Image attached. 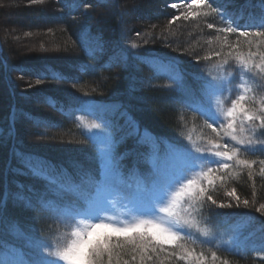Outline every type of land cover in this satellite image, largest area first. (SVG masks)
<instances>
[{"label": "trees", "instance_id": "1", "mask_svg": "<svg viewBox=\"0 0 264 264\" xmlns=\"http://www.w3.org/2000/svg\"><path fill=\"white\" fill-rule=\"evenodd\" d=\"M130 1L43 0L24 8V17H42L37 35L60 46L55 55L24 54L0 35V248L10 243L7 234L14 226L31 237L56 243L50 235L51 223H55L50 202L56 203L57 196L73 198V189H63L98 174V147L79 123L88 114L87 106L93 107L112 133L119 170L144 177L147 144L141 142V131L176 145H183L181 138L192 128L202 138L221 139L203 123L191 101L209 85L212 70L227 63L235 74L229 86H233L237 112L234 121L227 120L237 130L250 123L259 142H264L260 121L241 119L247 111L264 115V35H259L264 33V0H227L245 6L239 27L223 20L225 0H203L210 12L205 15L206 30L192 28L190 22L195 20L167 5L188 0H152L150 8H142L143 0ZM133 5L137 11L140 8L137 15L145 13L142 20L127 16L125 20V11L132 16ZM47 16L52 19L45 20ZM41 45L45 49V43ZM249 53H255L263 64L261 70L253 66L256 74L245 75L246 83L237 78L234 64ZM168 63L174 65L178 77L160 70ZM37 80L43 82L36 84ZM240 82L246 88L234 98ZM24 124L29 125L27 134ZM238 159L209 171L211 179L195 192V212L214 226L248 222L257 237L252 242L262 247L264 150H242ZM230 192L234 196L224 198ZM181 238L190 251L186 254L193 256L180 250L182 240L152 249L124 236L115 239L108 251V246L99 248L93 264H264V256L254 250H230L194 239L198 235ZM193 257L198 261L189 259Z\"/></svg>", "mask_w": 264, "mask_h": 264}, {"label": "rangeland", "instance_id": "2", "mask_svg": "<svg viewBox=\"0 0 264 264\" xmlns=\"http://www.w3.org/2000/svg\"><path fill=\"white\" fill-rule=\"evenodd\" d=\"M42 1L0 0V35L4 41L12 42L24 54L55 55L60 49V46L51 39L47 42L46 39L38 37L37 27L40 26L41 16L24 17V8L30 9L29 7L37 6ZM130 2L134 4L136 0ZM227 2L222 1V18L231 27H239V20L245 16V6ZM182 3L173 2L167 5L172 6L174 10L180 9V15L195 20L190 22L192 28L197 26L204 30H206L204 26L209 28L208 22H205L209 7L207 8L203 0H188L185 4ZM151 6L152 0H143L142 8ZM132 7L134 9L132 16L125 11V20L126 16L129 19L134 17L142 20L141 17L145 16V13L142 11L137 15L135 13L137 5ZM132 11L131 9L130 13ZM150 13L154 15L155 12ZM44 19L49 21L52 18L47 16ZM47 33L51 34L50 31ZM216 34L227 40L219 31ZM190 35L191 31L185 35L186 42ZM41 43H45V49H41ZM255 55L245 54L235 61L234 67L239 80L246 82L244 77L254 72L252 69L254 65L261 70L263 62ZM159 68L172 78L178 77L172 64H163ZM212 72L214 76L210 78L209 85L194 95L191 106L202 115L203 123L216 131L218 138L221 139L202 138L195 128H192L181 138L183 145H176L167 140L157 139L148 131H141V142L147 144V163L143 167L144 177L135 180L133 175H128L130 172L124 175L119 170L112 133L108 127H104V121L95 115L93 107L87 106L88 114L80 117L79 123L98 147L100 157L98 174L63 189L67 192L73 189V198L65 199L66 195L57 196L54 198L57 204L50 202L55 220V223H51L54 230L50 231V235L55 238L56 243H47L42 237H31L14 226L7 234V241L10 243L0 248V264H13L16 260L22 261L23 264H93L99 248L108 246L105 249L108 251L109 247L114 245L115 239H122L124 236L134 240L138 246L153 249L159 245L172 246L182 240L184 234L198 235L199 238L194 239H201L219 247L241 252L254 250L264 256V244L261 247L258 241L252 242L257 237L254 228L248 222L214 226L206 219L201 220L195 212V192L201 188L203 182L211 179L209 171L214 166H221L236 159L240 162L241 159L238 157L242 150H264V142H259L255 127L248 123V127L237 130L235 123L227 120L230 118L229 113L235 111L231 95L233 86H229L235 74L230 65L227 63L217 65ZM17 77L26 79L18 74ZM19 87L27 88L24 85ZM245 88L242 82L238 83L234 88V98L242 96ZM263 110L264 103L261 107V111ZM248 112L244 119L241 118L242 122L248 121V116L260 121L259 116ZM224 120L227 122L223 124ZM22 129L25 133L30 132L27 124H24ZM135 131L138 132L136 127ZM20 135L22 137L23 133ZM241 140L246 142L241 143ZM249 140L250 143L247 142ZM229 196L233 197L234 192H230L224 198ZM178 246L184 254L190 252L187 251L184 241ZM189 259L198 261V257Z\"/></svg>", "mask_w": 264, "mask_h": 264}, {"label": "snow or ice", "instance_id": "3", "mask_svg": "<svg viewBox=\"0 0 264 264\" xmlns=\"http://www.w3.org/2000/svg\"><path fill=\"white\" fill-rule=\"evenodd\" d=\"M259 35H264V33H261V34H259ZM42 82H43V81H39V80H37V81H36V84H39V83H42ZM245 111H246V110H245ZM236 115H237V112H236V111H231V112L229 113V116L231 117L230 120H233V121H234ZM246 116H247V115H246ZM247 118L250 119V120H255V119H256L255 117H252V116H248ZM259 127H260V128H264V115H261V117H260V124H259ZM240 142H241V143H245L246 141L241 140ZM247 142L250 143L251 141L249 140V141H247ZM108 164L110 165V160L108 161ZM34 171H36L37 174L43 175V173H41L38 169H36V170H34ZM261 208L264 209V205H261ZM93 254L95 255V250H93ZM13 264H23V262H22V261H19V260H16V261L13 262Z\"/></svg>", "mask_w": 264, "mask_h": 264}, {"label": "clouds", "instance_id": "4", "mask_svg": "<svg viewBox=\"0 0 264 264\" xmlns=\"http://www.w3.org/2000/svg\"><path fill=\"white\" fill-rule=\"evenodd\" d=\"M57 255H60V253H56Z\"/></svg>", "mask_w": 264, "mask_h": 264}]
</instances>
